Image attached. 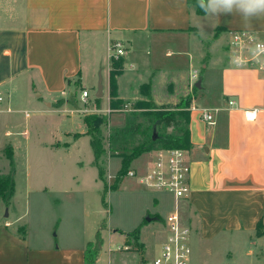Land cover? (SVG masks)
<instances>
[{"label":"crops","instance_id":"0c3cea01","mask_svg":"<svg viewBox=\"0 0 264 264\" xmlns=\"http://www.w3.org/2000/svg\"><path fill=\"white\" fill-rule=\"evenodd\" d=\"M206 17L212 42L211 51L205 53L197 40L204 38ZM217 28L223 31L213 37ZM231 31L262 36L264 20L253 19L251 29L245 30L240 15L199 16L187 0H0V117L9 126L8 122H18L16 113H25L38 99L45 105L66 99L76 90L87 91V102L95 104V98L90 99L92 75L106 63V109L100 108V101L96 107L103 114L110 109V72L117 61L110 56L112 43H121L125 51L119 58L121 75L116 77L115 91L127 107L140 97L141 86L148 81L157 106L176 100L182 88L180 71H190L191 63L203 65L204 71L219 75L220 83L211 94L210 82L203 88L201 78V88L192 97L188 125L192 147L187 151L190 192L179 203L180 222L190 228L191 243L213 242L222 235L254 237L253 245L259 250L253 253L254 262L264 264V72L236 68L229 56L223 57L218 46ZM138 50H145L146 56L136 61ZM29 90L36 95L29 96ZM202 109L213 111L211 125L201 119ZM19 135L26 138L29 131ZM72 181L79 186L80 180ZM56 185H51L56 192L67 189L62 180ZM94 186L103 190L98 172ZM143 216L129 233L96 231L97 225L91 226L90 236L99 232L103 244L106 232L108 243L116 244V250L109 246L106 253L101 247L94 264H145L141 232L148 223ZM148 217L159 218L157 214ZM1 218L0 264H85L89 239L35 246L25 228L17 233L23 227H14L18 218ZM137 229L138 235H129ZM159 236L164 240V229ZM134 239L141 253L117 250L130 248Z\"/></svg>","mask_w":264,"mask_h":264},{"label":"rangeland","instance_id":"374dc122","mask_svg":"<svg viewBox=\"0 0 264 264\" xmlns=\"http://www.w3.org/2000/svg\"><path fill=\"white\" fill-rule=\"evenodd\" d=\"M204 23H207L203 28L204 38L197 40L201 41L203 52L206 49L210 50L212 42L210 41V18L206 17ZM198 46L197 44V48ZM218 48L221 49L223 57L228 59L229 51L227 40L224 37ZM137 52L139 53H137L136 61L145 58V50ZM105 65L106 63L102 64L100 68L103 69L102 73L98 70L92 75L93 86L90 89L92 101L101 77L104 86V98L100 100L102 110L106 109ZM202 68L201 64L191 63L190 71H180L181 91L176 95L177 99L168 104L157 106L152 97L151 81L144 83L141 86L142 90L140 89V94L141 92L142 94L128 106L129 111L112 112L109 115L107 127L102 128L104 138L108 136L110 129L123 126L128 116L142 112L148 100L143 93L148 90V86L151 93L150 99L158 108L179 112L182 116L188 113L191 106L188 112L179 107L185 104L187 99L192 101L193 95L199 92L193 83L190 84L193 80L192 75L195 74L197 78L191 81L194 84L199 79H203V88H206L207 83L210 82L208 90L211 94L219 87V75L212 71L206 72ZM172 89L168 91H174ZM80 94L81 91L76 90L66 99L45 105L42 98L38 99L39 103L29 105L25 113L14 115L18 118V122L17 119L14 120L13 125L10 122H8L9 126L5 125L7 123L4 121V116L0 117V177L10 172L11 165L8 158L11 157L14 162L15 181L14 194L9 204L0 199V217L10 221L18 218L19 221L14 227H23L17 228V233L21 234L25 228L29 242L40 246L43 243L60 244L70 243L72 240L74 242L84 241V239L94 242L96 233L91 232V236L89 235L93 225H97L96 231L101 228L106 231L107 228L129 233L140 223L142 215L145 220L149 214H157L159 218L145 224L141 232V239L145 241V256L150 262L159 255L160 244L163 240L159 235L164 229V219L173 211V199L165 193L144 189L133 178L125 177L126 175L122 177L117 188L110 189L120 167V159L111 157L107 152L103 158L102 167L105 171L104 181L108 189L104 192L105 205L101 204L103 190L97 191L94 186L97 169L93 165L89 138L85 135L74 138L75 134L86 132L83 115L90 114V112L83 111L86 108L91 110L97 106L90 101L85 104ZM30 95L36 94L29 90ZM43 98L45 99V96ZM200 102L198 104L205 105ZM192 114L195 113L192 112ZM100 115L103 116L102 113ZM24 129L29 131V136L26 138L19 135ZM7 130H11L14 135L13 133L6 135ZM161 133L174 134L175 130L172 128L164 130L159 127L158 134ZM151 158V152L142 154L132 162L129 170L145 171L150 166ZM73 179L80 180L79 186L72 181ZM61 180L67 189L65 188V192H56L51 185L55 188ZM104 237L101 246L103 252L106 253L109 246L116 250V244L108 243L106 232ZM238 237H240L239 240ZM130 242L131 251L142 252V247L135 239ZM253 243L255 244V238L249 239L245 235H222L216 241L203 244L195 241L191 243L189 240L191 264H255L253 253L259 250ZM262 252L264 253V244Z\"/></svg>","mask_w":264,"mask_h":264},{"label":"trees","instance_id":"16d2710c","mask_svg":"<svg viewBox=\"0 0 264 264\" xmlns=\"http://www.w3.org/2000/svg\"><path fill=\"white\" fill-rule=\"evenodd\" d=\"M188 5L195 8L196 14L203 16L206 13L196 6L197 0H187ZM215 37H218L222 33L221 28L215 30ZM121 72V62L115 61L113 63V69L110 72V102L109 108L112 111L121 109L125 104L120 100L115 91L116 77ZM147 88V87H146ZM147 97V102L142 108L140 114H133L128 116L125 123L121 127L110 129V132L106 138L102 134V128L107 127L108 118L97 114L83 115V122L86 127L85 136L89 138V144L93 153V165L98 172V178L103 184L102 204L104 203V192L107 191V184L104 181L105 171L102 167L103 158L110 153L111 157H117L120 159V167L117 171V175L110 189L118 187L121 183L122 177L126 175L134 160L139 158L144 153H150L156 149H183L188 151L192 144L190 142L189 133V112L191 100L187 99L185 104L179 108L186 109L188 113L179 114L170 110H164L158 108L150 99L151 93L148 86V90L144 93ZM101 99H95V104L99 107V101ZM167 130L172 128L175 130L174 134H158V128ZM156 131L157 138L152 140L153 131ZM80 137L79 134H75V139ZM11 170L6 176L0 177V199L9 204L15 190L14 171H13V158L9 157ZM139 230H135L129 235H138ZM102 246V239L99 232L96 233L94 242H90L86 245L84 251L85 264H94L100 249Z\"/></svg>","mask_w":264,"mask_h":264},{"label":"built area","instance_id":"2783aa9c","mask_svg":"<svg viewBox=\"0 0 264 264\" xmlns=\"http://www.w3.org/2000/svg\"><path fill=\"white\" fill-rule=\"evenodd\" d=\"M264 40V34L258 36L250 31H231L228 33L227 48L229 51V60L232 66L236 68H256L264 72V57L257 60L253 57L249 48L254 41ZM125 55L121 43H112L110 46V56L114 60ZM235 55L242 56L245 60L243 64L237 65L232 62ZM196 78V75H192ZM80 97L86 104L88 98L87 91H81ZM3 97L0 94V104ZM232 104L231 102L229 103ZM129 108L124 105L117 111L107 109L103 116L109 118L112 112H127ZM83 112L100 115L98 108L91 110L85 109ZM201 119L208 125L213 123V111L202 109L200 111ZM150 166L142 172L129 170L125 177L133 178L139 185L146 190L157 191L170 195L174 201L173 211L164 219L165 236L160 246L159 255L152 261H146L145 264H188L191 250L189 240L191 230L188 226L180 222L178 206L182 199L186 198L190 192L189 177L191 172L188 161L187 151L183 149H156L152 152ZM117 250L128 251V247L118 248Z\"/></svg>","mask_w":264,"mask_h":264},{"label":"clouds","instance_id":"9594fccd","mask_svg":"<svg viewBox=\"0 0 264 264\" xmlns=\"http://www.w3.org/2000/svg\"><path fill=\"white\" fill-rule=\"evenodd\" d=\"M196 6L208 15L238 14L245 30L251 29L253 19L264 20V0H197ZM249 52L257 60L264 57V40L254 41ZM232 62L240 65L245 60L235 55Z\"/></svg>","mask_w":264,"mask_h":264},{"label":"water","instance_id":"95a60500","mask_svg":"<svg viewBox=\"0 0 264 264\" xmlns=\"http://www.w3.org/2000/svg\"><path fill=\"white\" fill-rule=\"evenodd\" d=\"M195 88L196 89H200L201 88V80L200 79L195 84ZM102 95H103V85H102V78L100 77L99 81H98L97 90H96V93L94 95V98L95 99H101ZM156 138H157V134H156V131L154 130L153 134H152V140L154 141V140H156ZM153 220H155V218L147 217L145 219V222L149 223V222H151Z\"/></svg>","mask_w":264,"mask_h":264},{"label":"bare ground","instance_id":"6f19581e","mask_svg":"<svg viewBox=\"0 0 264 264\" xmlns=\"http://www.w3.org/2000/svg\"><path fill=\"white\" fill-rule=\"evenodd\" d=\"M250 117H251V115H250ZM253 118V117H252Z\"/></svg>","mask_w":264,"mask_h":264}]
</instances>
